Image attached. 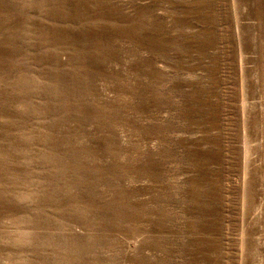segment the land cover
Masks as SVG:
<instances>
[{
	"label": "rangeland",
	"instance_id": "rangeland-1",
	"mask_svg": "<svg viewBox=\"0 0 264 264\" xmlns=\"http://www.w3.org/2000/svg\"><path fill=\"white\" fill-rule=\"evenodd\" d=\"M0 264H264V0H0Z\"/></svg>",
	"mask_w": 264,
	"mask_h": 264
}]
</instances>
